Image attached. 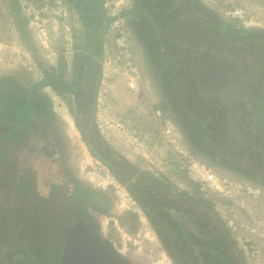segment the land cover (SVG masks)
<instances>
[{
    "label": "rangeland",
    "instance_id": "1",
    "mask_svg": "<svg viewBox=\"0 0 264 264\" xmlns=\"http://www.w3.org/2000/svg\"><path fill=\"white\" fill-rule=\"evenodd\" d=\"M143 1L144 4L152 5L153 17H146L140 8L139 12H136L138 9L135 4H141L142 0H133V13H130L126 19L143 90L136 95L126 90L123 79L118 73L123 72L122 66L116 65L114 70L112 69L114 63H111L109 69L108 67L103 69L104 59L101 58L98 61L101 79L93 109L91 130L96 132L94 134L99 138V145L104 151L109 148L117 154L118 158L121 157L124 160L122 163L120 160L115 161L121 172L127 171L125 163H129L142 173L163 182L175 192L186 191L194 195L198 193L199 196H195L197 199L210 203L223 225V231L221 234L218 233L221 245H215L216 250L208 252L215 254L220 261L225 251L234 253L240 264H264V185L257 184L222 164L213 163L208 153L199 151L189 141L190 134L187 130L179 126L176 120V116L179 119V115L174 107L176 104L172 102L168 90L159 77L158 70L153 65L154 57L135 37V29L139 30L142 25L144 27L149 22L152 24L157 22L156 15L163 20L169 16L170 9L166 7V4H170L171 0ZM196 1L201 2L207 9L213 10L217 17L225 20V25L231 30L264 33V0ZM232 6L247 8L251 16L250 21L246 19L244 22H232L224 19L219 13L220 8ZM143 8L146 10L145 6ZM18 19L26 20L25 28H22L29 36L23 40L20 39V34L15 28ZM82 35L83 24L72 10L68 0H46L45 2L0 0V77L16 75L26 85H31L42 80L44 70L50 72L51 69H55L56 71L61 58L65 62L61 76L65 82L68 80L71 82L74 46L82 41ZM220 42L223 43L221 52L226 53L224 50L232 52L229 54L230 57L225 58L226 65L234 64V60L240 59L234 45H231L229 41L228 43ZM259 56L264 57V50L259 53ZM251 63L248 61V65ZM205 65L199 66L196 61H189L187 64L184 63V72L194 70L196 67L204 71ZM261 69L257 74L255 71L251 76L247 74L243 77L236 68L227 67L228 73L225 74L224 80L219 77L211 83L213 90L218 93L221 90L229 92L231 89L233 93H241L238 97L240 101L239 99L232 101L228 97L229 100L225 103L224 99L228 119L223 117L212 119L203 132V127H198L199 117L203 116H200L197 110L195 112L192 110L189 114L191 118V126H189L195 132L198 144L208 146V152H232L230 155L241 158V166L247 168L249 165L244 155H246L248 143L255 139L257 131L261 132L263 129L264 95L261 101H256L252 106L255 110L254 113L251 110L253 114L249 117H245L248 115L245 113L246 106L242 109L241 103L245 100L243 97L247 93L252 92L259 96L260 90H264L263 86L259 85V80H264V67ZM57 73L60 74V71ZM192 84L197 82L194 81ZM242 88L246 89L244 93L241 91ZM36 94L47 101L51 112L49 125L42 130V135L35 128L32 131H19L17 136H13L12 143L0 144V154L7 159L0 161V181H4L0 184V255H4L6 259V261L4 259L0 261L5 264L53 263L58 254L61 237L72 224L74 217L72 216L69 221L64 214L57 221L50 220L59 208L53 200H57L56 197H58V205L65 199L70 201L71 206L80 203L79 205H83L82 211L85 215L88 211L93 212L90 206L97 204L93 200V195L81 197L82 204L78 200V194L74 195L77 192L76 183L88 186L77 177L81 170H91L99 164L104 166L91 157L76 126L73 97L68 93L58 94L48 87L39 89ZM231 103H236L237 107H232ZM239 104L241 109H238ZM194 108L199 107L194 106ZM157 110L160 116L154 123L152 120L156 118L153 115ZM213 112L214 110L211 111ZM234 113L237 119L232 121L233 117L230 116ZM186 115L181 116L183 120ZM249 119L253 120L252 125L244 122ZM165 121L173 125L174 134L173 131L172 134L177 140L178 148L187 156L210 167L220 180L225 181V186L229 190L225 192L226 197H221L224 193L219 195L199 192L198 188L190 185L172 163V154L169 152L163 154V133L159 132L164 131ZM193 125L197 126L196 129L201 135L194 131ZM0 132L4 133L5 130L1 129ZM52 135L57 136L59 153H57V147L51 151L52 153L48 151L49 147H53ZM26 183H28L27 190H20L18 194H14L10 188L12 184L16 189L15 186ZM112 196L105 195L104 205H101L102 212H93L96 213L95 220L102 240L107 244L110 242L112 247L122 252V256L128 258L132 264H174L162 238L147 215L142 212L139 204L135 205V213L118 216L113 211L115 198ZM17 204L22 206L23 212ZM98 205L100 206L99 203ZM160 211L165 213L173 223L176 230L175 236L178 237L176 242H180L179 245L183 246L186 255L188 252L193 254L199 251L195 244L196 239L200 241L199 248L205 250L203 245H209L210 240L214 238L212 231L216 229V226L220 227L213 216L211 218L207 213H205L207 218L203 222L204 213L201 217H197L166 205L161 206ZM198 211H201L200 208L193 212ZM13 216H16V219ZM125 218V221L119 222L120 219ZM3 229L10 231L12 236L8 237L2 232ZM231 242L233 247L229 244ZM198 257L193 258V262L187 259L192 264H201ZM229 259V262L234 261L232 256Z\"/></svg>",
    "mask_w": 264,
    "mask_h": 264
},
{
    "label": "trees",
    "instance_id": "2",
    "mask_svg": "<svg viewBox=\"0 0 264 264\" xmlns=\"http://www.w3.org/2000/svg\"><path fill=\"white\" fill-rule=\"evenodd\" d=\"M68 2L83 24V39L74 46L75 55L72 59L71 82L70 80L65 82L61 76V70L65 67V62L61 58L59 59V66L56 71L55 69H51L50 72L44 70L42 72V80L31 85H26L16 75L11 77L1 76L0 131L3 129L5 132H0V144L12 143L13 136H17L19 131H32L35 128L42 135V130L49 125L51 112L47 101L36 94L39 89L48 87L58 94H70L75 104L76 126L92 157L108 167L118 181L126 185L129 195L139 204L162 238L163 244L174 264H191L188 262V255H186L183 246L179 245V241L178 243L176 242L178 237L175 236L173 223L165 213L160 211V207L163 205L174 207L197 217H201L203 213H207L211 218L213 216V219L219 223L220 227L216 226V229H219L221 232L223 231V225L218 220L210 203L195 197L199 196L198 193L194 195L186 191L175 192L163 182L140 172L129 163H125L128 168L127 171L121 172L115 161L120 160L122 163L124 160L121 157L118 158L117 154H114L111 149L108 148L107 151H104L99 145L100 140L94 134L96 132L91 129L93 128V109L95 108L96 94L101 79V68L98 61L103 57L104 48L110 47L112 43L110 19L106 17L101 8V0H68ZM144 3L142 0L141 4H138L136 12H139L140 8L142 14L146 15V17H153ZM144 6L146 10H144ZM166 7L170 9V14L168 17L166 16L167 18L164 20L155 18L156 23L152 24L149 22L144 27L142 25L139 30L135 29V37L154 57L152 59L154 60L153 65L158 70L160 78L161 75L164 76L165 85L168 84L166 85L167 88H165L168 90L172 102L176 104L174 107L177 109L179 118L182 119L181 116L186 114V118H188L192 110L193 112L197 110L199 115L203 116L199 117L200 122L198 121V127H203L202 130L204 132L206 125L212 119L215 120L221 117L228 119L229 115L225 111L224 99L226 103L229 99L236 101L241 96L240 92L233 93V89L227 92L220 88L221 91L218 93L213 90L214 88L211 86V83H214L215 79L219 77L224 80L225 74L228 73L227 67L236 68L243 77H246L247 74L251 76L255 71L256 74L259 73L262 70L261 68L264 67V57L259 56V53L264 50V33L231 30L225 25V20L217 17L213 10L207 9L206 6L196 0H171L170 4H166ZM130 13H133V9L127 12L126 15ZM25 24L26 20L24 19L16 20L15 28L20 34L21 40L29 36L25 29H23L25 28ZM220 41L224 43H228L229 41L231 45L237 48V54L240 55V59L233 61L236 67H234L233 63L226 65L225 58L230 57L229 54H232V52H228L227 50H224L226 53L221 52L223 50L221 47L223 43ZM239 48L244 50H240ZM259 50L260 52L258 53ZM189 61H196L199 66L200 64H206L204 71L198 70V67H196L194 70L184 72V63L187 64ZM248 61L252 63L248 65ZM57 70L60 71V74L57 73ZM261 80H259V85L264 88V80ZM194 81L197 84L191 85ZM241 91L244 93L246 89L242 88ZM260 91L261 94L259 96L250 92L243 97L245 100L241 103V107L244 109L246 106L245 113L248 114L245 117L252 115L255 110L252 106L256 101L262 100L264 90ZM228 97L229 99H227ZM235 105L237 104L231 103V106H234V108L237 107ZM194 106L199 108H194ZM241 107L239 104L238 109H241ZM212 110H214L213 113H211ZM230 117H233L232 121L237 119L235 118V113ZM186 118L184 116V119ZM189 121H191V118H189ZM244 122L252 125L253 120L249 119ZM182 125L186 127V123H182ZM262 127L264 129V124ZM263 129L261 132H256L255 139L250 141L246 148V155L244 156L249 165L248 168L241 166L242 159L232 157L230 155L232 152H208V155L213 161L225 162L230 169L238 171L246 176V178L263 186ZM198 133L200 134L199 131ZM56 142L57 136L52 135L51 143L53 147L48 148L49 152L55 150L57 147L56 150L59 153V144ZM203 148L209 151L208 146H204ZM3 160L7 159L4 155L0 154V161ZM2 181H0V184H2ZM76 184L77 192L74 195L78 194V200L81 201V204L83 203L81 197L91 194L97 204L90 207L96 206L97 209H102L101 205H104L105 201L104 196L88 189L82 184ZM27 187L28 183L22 186H15L16 189L13 188L12 184L10 188L14 191V194H18L20 190L26 191ZM56 198L57 200H53V202L59 208L56 209L55 214L50 217V220L57 221L61 215L66 214L68 220L71 221L72 216H74L73 219H82L88 231L97 235L98 225L91 218L84 219L83 205H79V203L78 205L71 206L70 201L66 199L62 204L58 205L59 199L58 197ZM70 199L71 201L73 200L72 195ZM17 205L21 212H23L22 206L20 204ZM199 208L201 211L193 212L199 210ZM81 215L84 216L81 217ZM14 217L16 219V216ZM206 218L207 215L205 214L202 221L204 222ZM125 220L126 218L124 220L120 219L119 222L122 223ZM2 232L8 237L12 236L10 231L3 229ZM229 244L233 247L232 242ZM3 259L6 261L5 256L0 255V260ZM0 264H5V262L0 261Z\"/></svg>",
    "mask_w": 264,
    "mask_h": 264
},
{
    "label": "built area",
    "instance_id": "3",
    "mask_svg": "<svg viewBox=\"0 0 264 264\" xmlns=\"http://www.w3.org/2000/svg\"><path fill=\"white\" fill-rule=\"evenodd\" d=\"M41 1L45 2L46 0ZM133 6V0H101V8L106 17L110 19V34L112 35L111 46L104 48L102 68L108 67L109 69L111 63H114V66H112L114 70L116 65L119 67L122 66L123 72L121 74L120 72L118 73L123 79V86L130 93L136 95L143 90V85L138 72L136 57L126 22V14L133 9ZM219 13L224 19L232 22H244L246 19L250 21L251 18L248 9L243 7L232 6L220 8ZM159 116L160 113L157 110L153 115L156 119H153L152 122L155 123ZM164 124V131L159 132L163 133V154H167V152L172 154V163H174L177 170L185 179L189 181L190 185L198 188L199 192L218 193L219 195L224 193L221 197H226V193L229 190L225 186V181L220 180L212 172L210 167L187 156L179 149L177 140L173 136V125L169 121H165ZM78 177L81 181L91 186V188L108 195H113L112 197L115 198L113 204L117 212L134 211L136 204L133 198L106 167H102L99 164V166L92 167L91 170H81Z\"/></svg>",
    "mask_w": 264,
    "mask_h": 264
},
{
    "label": "water",
    "instance_id": "4",
    "mask_svg": "<svg viewBox=\"0 0 264 264\" xmlns=\"http://www.w3.org/2000/svg\"><path fill=\"white\" fill-rule=\"evenodd\" d=\"M56 264H132L99 236L91 233L80 218L63 235Z\"/></svg>",
    "mask_w": 264,
    "mask_h": 264
},
{
    "label": "flooded vegetation",
    "instance_id": "5",
    "mask_svg": "<svg viewBox=\"0 0 264 264\" xmlns=\"http://www.w3.org/2000/svg\"><path fill=\"white\" fill-rule=\"evenodd\" d=\"M137 1V0H136ZM138 6V4H135V6ZM151 6L152 5H150V4H146V7H148V9H149V13L152 15V13H151ZM155 18H158V16L156 15L155 16ZM160 77V76H159ZM161 80H162V82H163V86L164 87H166V85H168V84H166L165 85V78H164V76H162L161 75ZM171 84V83H170ZM167 88V87H166ZM189 118L190 117H188V118H186V119H178V117L176 116V120H177V122H178V124H179V126L181 127H183V125H182V123L183 124H185L186 123V127H184L186 130H187V133H189L190 134V137H189V141L192 143V144H194L195 145V147L199 150V151H203V152H205V153H208V151H207V149H205V148H203L205 145H201V144H198V142H197V136L195 135V132H193L192 131V129L190 128V126H191V121H189ZM190 125V126H189ZM197 128V126L196 125H193V129H194V131L196 130V132H198V129H196ZM208 157H209V159L213 162V163H218V164H222V166H224V167H227V165L225 164V162H221V161H217V162H215V161H213L212 159H211V157L208 155ZM229 168V167H228ZM141 172V171H140ZM57 190H59V188H57ZM92 208V210H93V212H96V210H97V207L95 206V207H91ZM104 208V207H103ZM98 210H101V209H98ZM142 210V209H141ZM93 212H91V211H88L87 212V214L84 216V219H86V218H91L92 220H94V222L96 221L95 220V214L96 213H93ZM97 212H99V211H97ZM143 212V211H142ZM144 213V212H143ZM88 214H90V215H88ZM145 214V213H144ZM82 215H81V217H83ZM86 225V224H85ZM174 232H176V230L174 231ZM213 232V237L214 238H212V240H210V244L209 245H203V246H205V247H203L205 250H202V249H200L199 248V243H200V241L198 240V239H196L195 240V244H197V248L199 249V251H196V252H194L193 254H192V252L190 253V252H188V251H191L190 249H188V254H189V256H188V258H189V260L190 261H192L193 262V258H196V257H198L201 261H199L201 264H217L218 262H221V264H240L239 263V261L237 260V258H236V255L233 253V254H231V253H226L225 251H224V255H222V260L220 261L218 258H217V256L215 255V254H212V253H210V252H208V251H211V250H216V247H215V245H217V246H220L221 244V241L218 239V233L219 234H221V231L219 230V229H215V230H213L212 231ZM216 239V240H215ZM192 241V240H191ZM213 241H216L217 243L215 244ZM109 244H110V242H109ZM61 248H62V246H61ZM61 248H60V250L58 251V254L56 255V257L54 258V260H53V263H51V264H56V262H57V259H58V257H59V255H60V251H61ZM219 248V250H220V247H218ZM209 249V250H208ZM207 250V251H206ZM221 252V251H220ZM187 254V255H188ZM230 256H232L233 258H234V261L233 262H229V258H230ZM235 258H236V260H235ZM192 264V263H191Z\"/></svg>",
    "mask_w": 264,
    "mask_h": 264
},
{
    "label": "clouds",
    "instance_id": "6",
    "mask_svg": "<svg viewBox=\"0 0 264 264\" xmlns=\"http://www.w3.org/2000/svg\"><path fill=\"white\" fill-rule=\"evenodd\" d=\"M74 13H75V12H74ZM127 16H128V15H126V19H127ZM128 28H129V27H128ZM90 155H91V154H90ZM91 157H92V155H91ZM92 158H94V157H92ZM94 159H95V158H94ZM95 160H96V159H95ZM97 161H98V160H97ZM98 162H100V161H98ZM100 163H101V162H100ZM101 164H102V163H101ZM105 167H106V166H105ZM106 168L108 169V167H106ZM108 170H109V169H108ZM109 171H110V170H109ZM110 173H111L112 175H114L113 172L110 171ZM114 176H115V175H114ZM77 178L79 179V177H77ZM115 178H116V176H115ZM116 179H117V178H116ZM79 181H81V180L79 179ZM117 181H118V179H117ZM81 182H83V181H81ZM118 182H119V181H118ZM84 183H85V182H84ZM119 183H120V182H119ZM86 185H88V184H86ZM122 185H123V184H122ZM123 186L126 188V185H123ZM87 187H88L90 190L92 189L94 192L99 193V194H101V195L104 196V197H105V195H106V193H103V192H101V191H99V190L93 189V188H91V186H89V185H88ZM126 190H127V189H126ZM128 194H129V193H128ZM105 199H106V197H105ZM133 200H134V199H133ZM134 202H135V204H137V202H136L135 200H134ZM113 206H114V204H113ZM90 208H91V207H90ZM97 211L102 212L101 210H98V209L96 210V212H97ZM113 211H114L115 214L118 215V216H121V215H123V214L127 215V214H130V213H132V214L135 213V211H128V212H121V213H120V212H117V211H116L115 207L113 208ZM137 213H138V212H137ZM95 216H96V215H95ZM75 219H76V218L73 219L72 224H71L67 229H69L71 226H73V223H74V220H75ZM95 223L98 225V223H97L96 221H95ZM67 229H66V230H67ZM66 230L64 231V233L66 232ZM64 233H63V235H64ZM63 235H62V237H61L62 240H61V243H60V246H59V250H60L61 246H63ZM95 235H96V234H95ZM97 236L100 237L99 233H97ZM100 238H101V237H100ZM101 239H102V238H101ZM108 245H110V246L112 247L111 244H108ZM59 250H58V251H59ZM115 251H116L118 254H120V255L122 256V254H121L122 252H120V251H118V250H116V249H115ZM122 257L126 258L125 256H122Z\"/></svg>",
    "mask_w": 264,
    "mask_h": 264
},
{
    "label": "bare ground",
    "instance_id": "7",
    "mask_svg": "<svg viewBox=\"0 0 264 264\" xmlns=\"http://www.w3.org/2000/svg\"><path fill=\"white\" fill-rule=\"evenodd\" d=\"M228 209V208H227ZM236 209V208H235ZM225 212V211H224ZM227 212V211H226ZM238 213V212H237ZM226 218V217H225Z\"/></svg>",
    "mask_w": 264,
    "mask_h": 264
}]
</instances>
